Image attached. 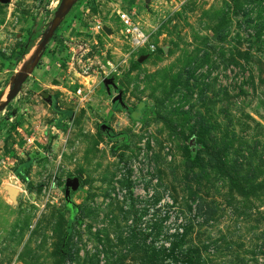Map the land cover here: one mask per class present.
Returning <instances> with one entry per match:
<instances>
[{
  "label": "rangeland",
  "instance_id": "1",
  "mask_svg": "<svg viewBox=\"0 0 264 264\" xmlns=\"http://www.w3.org/2000/svg\"><path fill=\"white\" fill-rule=\"evenodd\" d=\"M94 1L67 76L61 0L0 2V264H264V0Z\"/></svg>",
  "mask_w": 264,
  "mask_h": 264
},
{
  "label": "crops",
  "instance_id": "2",
  "mask_svg": "<svg viewBox=\"0 0 264 264\" xmlns=\"http://www.w3.org/2000/svg\"><path fill=\"white\" fill-rule=\"evenodd\" d=\"M88 3H90L91 5ZM95 8H98L96 10V13H92V11L95 10ZM101 9L102 7L99 6L97 2L95 4L94 0H86V1L77 0L74 3L73 7L70 9L68 15L62 20L59 31H57L55 33V36L53 37L54 39L48 45L49 48L48 51L51 50L52 52L49 53L50 58H48V56H44L43 60L48 61L52 58H56L55 60L56 63H54V66L60 69V71L64 74H65V70L69 72L70 70L69 67L71 66L69 61L60 60L59 59L60 56L63 58L64 57L67 58V54L70 52L69 49L67 48L69 47L68 41L79 43L82 39V37L80 36L82 33L84 32L87 33L88 31L91 30L92 26L99 24V21H97V19L100 16L99 10ZM78 49H80V46H78ZM65 76H67V73L65 74ZM73 83L75 84L74 81ZM48 104L51 107H58L56 98L53 97L50 98ZM63 112L64 111H58L56 114L58 115V117L60 114H61L60 116L63 117L65 115ZM26 140L28 139L26 138Z\"/></svg>",
  "mask_w": 264,
  "mask_h": 264
},
{
  "label": "water",
  "instance_id": "3",
  "mask_svg": "<svg viewBox=\"0 0 264 264\" xmlns=\"http://www.w3.org/2000/svg\"><path fill=\"white\" fill-rule=\"evenodd\" d=\"M11 0H0L1 3L3 4H8ZM77 0H61V3L59 4L56 12L54 13V17L53 20L51 22V25L47 31V33L43 36V40L41 41V43L38 46V55L45 50L47 44L49 43V41L53 38L54 34L56 33V30L58 29V27L60 26L62 20L68 15L70 9L73 7L74 3ZM150 0H145L146 3H148ZM104 32L108 33V30H104ZM36 57L35 61L33 62V64L31 65L30 69L28 70V72H26L27 75L31 74L33 72V70L36 68L37 64L39 63V57ZM26 78V75H19L13 90L11 91V93L9 94V96L6 98V104H2L0 106V109H3L6 107V105L10 102H12L17 95L19 94L20 90H21V86L24 83ZM106 85V83L104 84ZM66 186V195L65 197L68 198V194H69V190L71 191H75L77 189V184L76 182H66L65 184ZM9 197L14 200L15 196H16V190L14 188H6Z\"/></svg>",
  "mask_w": 264,
  "mask_h": 264
},
{
  "label": "built area",
  "instance_id": "4",
  "mask_svg": "<svg viewBox=\"0 0 264 264\" xmlns=\"http://www.w3.org/2000/svg\"><path fill=\"white\" fill-rule=\"evenodd\" d=\"M116 20L123 37L133 51L143 50L146 53H154L156 51L155 46L149 41L148 36L139 25L134 24L126 11L117 12ZM27 142L31 143V140L28 139Z\"/></svg>",
  "mask_w": 264,
  "mask_h": 264
},
{
  "label": "trees",
  "instance_id": "5",
  "mask_svg": "<svg viewBox=\"0 0 264 264\" xmlns=\"http://www.w3.org/2000/svg\"><path fill=\"white\" fill-rule=\"evenodd\" d=\"M88 4H90V3H88ZM33 39H32V41L30 40V42L27 45H25L24 48H20L21 50L16 51V53L12 56V63L14 62L15 65L19 64L20 63L19 60L22 57L26 56L30 52V50L33 48V44H34L33 43V41H34ZM214 159H215V162L217 163L218 167L220 169H222L227 174L229 180L231 181V183L234 186H236L238 188H246V185L245 184H241L239 182V179L236 176H234V174L231 171L225 169V167H223L222 165L219 164V160L217 158H214Z\"/></svg>",
  "mask_w": 264,
  "mask_h": 264
}]
</instances>
